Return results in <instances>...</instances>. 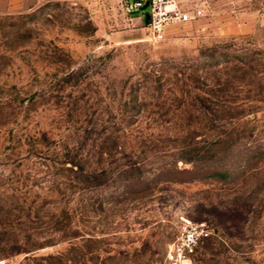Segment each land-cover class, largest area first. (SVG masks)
Returning <instances> with one entry per match:
<instances>
[{"label":"rangeland","instance_id":"374dc122","mask_svg":"<svg viewBox=\"0 0 264 264\" xmlns=\"http://www.w3.org/2000/svg\"><path fill=\"white\" fill-rule=\"evenodd\" d=\"M126 1L0 0V264H166L189 221L191 264H264V159L193 167L264 144V0L161 40Z\"/></svg>","mask_w":264,"mask_h":264},{"label":"built area","instance_id":"2783aa9c","mask_svg":"<svg viewBox=\"0 0 264 264\" xmlns=\"http://www.w3.org/2000/svg\"><path fill=\"white\" fill-rule=\"evenodd\" d=\"M128 14L147 11L144 16L154 38H164L171 25L191 22L203 14V9L184 8L181 0H127ZM214 230L205 221L184 224L166 249V264H191L196 254L214 237Z\"/></svg>","mask_w":264,"mask_h":264},{"label":"trees","instance_id":"16d2710c","mask_svg":"<svg viewBox=\"0 0 264 264\" xmlns=\"http://www.w3.org/2000/svg\"><path fill=\"white\" fill-rule=\"evenodd\" d=\"M206 60H207V58H204V60L203 61H199V64H190L189 66H188V68L189 69H191V68H193V67H195V69L197 70V69H202L204 66H206L207 64H206ZM187 68V69H188ZM199 71V70H198ZM219 140H221V137L220 136H216L214 139H213V143H218V141ZM258 143V142H257ZM250 150H254V154L253 155H251V157L250 156H248V157H245L244 155L245 154H241L240 152H237V153H235V154H233V157H232V159L230 160V162H229V168H222V170L221 169H219V168H215L214 166H212V165H210V166H203V167H199L200 169H198V165H194L193 167L195 168V169H197V170H195V173H197V176L198 175H204L205 177H215V176H217V177H221L222 179H229L230 178V176H231V171L232 170H235V169H237L236 167H239L240 166V164H237V162H243V161H252V160H256V159H264V144H259V145H255V147H250L249 148ZM110 152H101V154L103 155V154H109ZM256 158V159H255ZM184 160V162L186 163V164H189L190 163V159H188V158H183ZM174 166L178 169V162L176 161L175 163H174ZM174 167V168H175ZM193 168V169H194ZM235 168V169H234ZM181 170V169H180ZM88 171V170H87ZM89 172V171H88ZM181 172H192V170H190V169H187V168H185V169H183ZM90 173V172H89ZM94 174H89V177H88V179H90L91 177H93L94 175H95V173H96V171L95 172H93ZM200 173H202V174H200ZM198 178H194L193 176L189 179V180H184V181H192V180H197ZM139 183L140 182H142L141 181V179L138 181ZM73 184V183H72ZM73 185H75V184H73ZM106 200H107V204L108 205H110V199L112 198V194H110V195H107V196H105L104 197Z\"/></svg>","mask_w":264,"mask_h":264},{"label":"crops","instance_id":"0c3cea01","mask_svg":"<svg viewBox=\"0 0 264 264\" xmlns=\"http://www.w3.org/2000/svg\"><path fill=\"white\" fill-rule=\"evenodd\" d=\"M135 18H136L137 20H140V21L142 20V18H139L138 16H136Z\"/></svg>","mask_w":264,"mask_h":264},{"label":"water","instance_id":"95a60500","mask_svg":"<svg viewBox=\"0 0 264 264\" xmlns=\"http://www.w3.org/2000/svg\"><path fill=\"white\" fill-rule=\"evenodd\" d=\"M145 18L148 19L149 18V15L147 14Z\"/></svg>","mask_w":264,"mask_h":264}]
</instances>
